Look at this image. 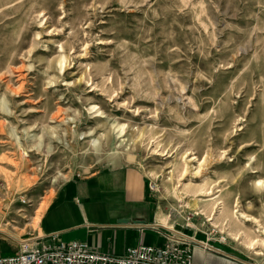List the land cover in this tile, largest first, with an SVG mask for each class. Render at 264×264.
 <instances>
[{
    "label": "rangeland",
    "instance_id": "374dc122",
    "mask_svg": "<svg viewBox=\"0 0 264 264\" xmlns=\"http://www.w3.org/2000/svg\"><path fill=\"white\" fill-rule=\"evenodd\" d=\"M1 97L0 251L68 179L128 166L161 224L264 263V0H0ZM205 175L232 221L192 206Z\"/></svg>",
    "mask_w": 264,
    "mask_h": 264
},
{
    "label": "crops",
    "instance_id": "0c3cea01",
    "mask_svg": "<svg viewBox=\"0 0 264 264\" xmlns=\"http://www.w3.org/2000/svg\"><path fill=\"white\" fill-rule=\"evenodd\" d=\"M160 222L145 177L136 167L120 166L64 182L43 210L34 235L51 244L77 240L99 252L122 255L136 243H161L167 229ZM155 232L161 239H156ZM16 250L0 254L10 255ZM192 260L200 264H250L217 250L204 252L199 247L192 249Z\"/></svg>",
    "mask_w": 264,
    "mask_h": 264
},
{
    "label": "built area",
    "instance_id": "2783aa9c",
    "mask_svg": "<svg viewBox=\"0 0 264 264\" xmlns=\"http://www.w3.org/2000/svg\"><path fill=\"white\" fill-rule=\"evenodd\" d=\"M165 229L161 243H136L122 255L99 252L77 240L51 244L41 236L32 235L19 240L13 254H0V264H200L192 260V249L214 250V245L182 230L167 226Z\"/></svg>",
    "mask_w": 264,
    "mask_h": 264
},
{
    "label": "bare ground",
    "instance_id": "6f19581e",
    "mask_svg": "<svg viewBox=\"0 0 264 264\" xmlns=\"http://www.w3.org/2000/svg\"><path fill=\"white\" fill-rule=\"evenodd\" d=\"M63 58L64 56L60 55L59 57V64H61L63 62ZM41 58H38L37 60H40ZM7 68V67H6ZM54 81V80H53ZM52 82V81H51ZM15 91V90H14ZM0 110H2L3 112H5L6 114H10L11 113V110L8 108L7 104L5 103V100H4V97H1L0 98ZM54 113V112H53ZM52 113V114H53ZM53 116V115H51ZM55 117V116H54ZM74 117H70L68 118L69 120L70 119H73ZM67 119V120H68ZM124 126V125H123ZM1 129V128H0ZM9 137L11 136L13 138L14 141H20V137L17 136L15 133H14V128L13 126L9 128ZM137 132V131H136ZM139 132V131H138ZM8 133V132H7ZM53 134V133H52ZM51 134V136H52ZM26 135V139L28 140H31V141H38L37 145L39 146L40 145V142L43 141V133H34L32 135H28V133L25 134ZM54 137H56L58 140H61L60 137L54 135ZM5 141V140H4ZM87 144L94 150V151H99L102 147V144L100 142V139L97 138V137H92V138H89ZM24 153V152H23ZM25 155V154H24ZM132 154H129V157L131 156ZM12 161V160H11ZM14 164V163H13ZM198 168V167H197ZM199 169V168H198ZM167 179L169 180L170 182V178L167 177ZM206 180H207V176H203L202 179L200 180V183L195 185L194 187L193 186H190L189 184H186L184 185L183 189H187L189 191H191L193 194L195 192H200L202 193V196H199V192L198 194H196V196L194 197L195 198V202L192 204V206L195 207V205H199L198 201L197 200H200L202 201V203H200V206H203V209L204 208H208L210 207V210H213V213H217V215H220L223 217V219L225 218H229L230 221H232V218L233 216H235L232 212H230V208H229V201L228 200H223L222 197H220V193L221 192V189L220 188H216V187H211L209 184H206ZM18 190V188L16 189V191ZM168 191L174 195L175 197H180V193L178 194V191L176 187L174 186H171V182H170V185H169V189ZM219 193V194H217ZM189 204V203H188ZM191 206V205H190ZM202 212V211H201ZM199 212H194L193 215L195 214H198ZM212 218V217H210ZM209 218V219H210ZM39 221V218L37 220V223ZM34 223V222H33ZM165 224V223H163ZM162 224V225H163ZM260 224H258V228L259 230L264 234V225H261L259 226ZM163 226H167L169 228H171V225L169 224H166V225H163ZM0 231H3V232H6L5 229L1 228L0 227ZM8 233V232H6ZM246 241H245V244H247V247L253 252L254 255H257V256H263L264 255V251L262 249H259L258 248V245H262L264 247V236L263 237H249L246 236ZM257 264H264L263 262H257Z\"/></svg>",
    "mask_w": 264,
    "mask_h": 264
},
{
    "label": "water",
    "instance_id": "95a60500",
    "mask_svg": "<svg viewBox=\"0 0 264 264\" xmlns=\"http://www.w3.org/2000/svg\"><path fill=\"white\" fill-rule=\"evenodd\" d=\"M164 227V226H163ZM214 250H217V251H219L220 253H222V254H228V255H230V256H232V257H234V258H236V259H241V260H244V259H242V258H237V257H235V256H233V255H231V254H229V253H227V252H224V251H222V250H220V249H218V248H215L214 247ZM244 261H246V260H244ZM246 262H248V261H246ZM248 263H250V262H248ZM251 264V263H250Z\"/></svg>",
    "mask_w": 264,
    "mask_h": 264
}]
</instances>
